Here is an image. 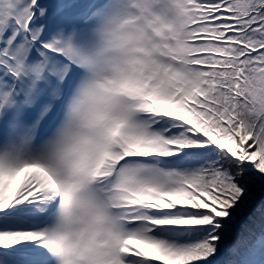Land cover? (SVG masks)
<instances>
[{
    "label": "snow or ice",
    "instance_id": "1",
    "mask_svg": "<svg viewBox=\"0 0 264 264\" xmlns=\"http://www.w3.org/2000/svg\"><path fill=\"white\" fill-rule=\"evenodd\" d=\"M0 264H264V0H0Z\"/></svg>",
    "mask_w": 264,
    "mask_h": 264
},
{
    "label": "trees",
    "instance_id": "2",
    "mask_svg": "<svg viewBox=\"0 0 264 264\" xmlns=\"http://www.w3.org/2000/svg\"><path fill=\"white\" fill-rule=\"evenodd\" d=\"M255 191H256V193H257V195H259L260 194V187H259V184L257 183V185H256V187H255ZM244 218L242 217V220H243Z\"/></svg>",
    "mask_w": 264,
    "mask_h": 264
},
{
    "label": "rangeland",
    "instance_id": "3",
    "mask_svg": "<svg viewBox=\"0 0 264 264\" xmlns=\"http://www.w3.org/2000/svg\"><path fill=\"white\" fill-rule=\"evenodd\" d=\"M44 2H46V3H54V2H56V0H44ZM81 2H84V0H81Z\"/></svg>",
    "mask_w": 264,
    "mask_h": 264
}]
</instances>
